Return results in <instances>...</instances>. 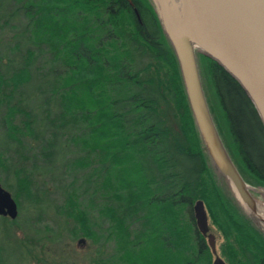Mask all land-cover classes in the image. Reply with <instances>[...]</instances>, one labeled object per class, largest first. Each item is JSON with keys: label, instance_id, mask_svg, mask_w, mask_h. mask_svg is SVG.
I'll return each mask as SVG.
<instances>
[{"label": "trees", "instance_id": "1", "mask_svg": "<svg viewBox=\"0 0 264 264\" xmlns=\"http://www.w3.org/2000/svg\"><path fill=\"white\" fill-rule=\"evenodd\" d=\"M13 1L33 46L0 70V125L13 150L0 151V168L12 169L18 207L21 197L39 204L49 192L37 176L64 180L53 186L61 199L56 212L76 222L75 236L95 243L104 236L100 263L211 264L194 215L200 200L218 230L224 262L264 264V229L243 212L206 151L153 2ZM37 56L47 69L34 66ZM195 56L225 151L245 183L264 188V122L255 103L216 60ZM33 76L41 79L37 112L23 91ZM71 144L78 154L69 157ZM30 158L42 164L26 168ZM71 168L87 169L79 190L86 204L75 182L65 181ZM95 174L101 181L91 180ZM88 206L107 217L105 235L93 229Z\"/></svg>", "mask_w": 264, "mask_h": 264}, {"label": "water", "instance_id": "2", "mask_svg": "<svg viewBox=\"0 0 264 264\" xmlns=\"http://www.w3.org/2000/svg\"><path fill=\"white\" fill-rule=\"evenodd\" d=\"M185 14L186 36L202 52L216 60L247 91L264 122V0H182ZM159 18L164 11L159 2ZM163 19V17H162ZM161 20V19H160ZM180 66L184 86L198 130L213 164L229 181L236 198L247 199L248 186L225 151L209 113L199 77L195 51L186 38L172 40ZM219 141L225 153L220 156L216 148ZM238 194V195H237ZM194 215L199 231H209L203 203L195 202ZM17 204L11 193L0 184V214L17 217ZM208 244L215 253L213 234L207 235ZM83 240H79L82 242ZM211 264H226L215 257Z\"/></svg>", "mask_w": 264, "mask_h": 264}, {"label": "rangeland", "instance_id": "3", "mask_svg": "<svg viewBox=\"0 0 264 264\" xmlns=\"http://www.w3.org/2000/svg\"><path fill=\"white\" fill-rule=\"evenodd\" d=\"M151 1L153 2L159 15V3L156 0ZM13 2V0H0V70L4 72L10 70L11 66L17 63L16 61H18L21 56L24 55L26 48L33 49V46H31V44L28 42V32L25 30V18L20 12L13 14L11 10L13 5H15L14 8L16 7V4ZM20 2L22 1L17 2V4L19 5ZM160 19L163 23L162 17ZM42 64H45V68L47 69L46 58L44 56H37L34 66ZM33 78L35 81H32L26 85L23 91L25 95L30 97V107H32L34 111L37 112L38 107L36 106L38 105L39 100L35 98L38 95V89L36 88V85H39L38 81L41 79H37L34 76ZM1 113L2 110H0V119ZM1 128L2 126L0 125V151H2L4 156L7 154L12 155L11 153L13 150L4 145V135ZM27 137L31 138L30 135ZM28 140L34 142L33 139ZM67 152L69 153L68 156L70 157L73 154L77 155L78 149L76 146L71 144L67 147ZM15 158L16 156H14V159ZM30 160L31 161H27L25 163L26 168L32 169L34 165L42 164L39 161H35L34 159L30 158ZM71 169L65 181H74L75 188L77 191H79L84 180L83 177L81 178V175L84 173V171L86 172L87 169ZM11 171V168L8 170H2V168H0V184L12 195L16 185L14 175ZM34 171L36 174L38 173V171L34 169L32 171L34 175ZM40 173H42V171H40ZM88 174H90V172ZM95 176L92 175L91 180L97 178V180L101 181V176ZM37 179L38 185L42 187L46 185L50 186L49 192L46 195L40 196L41 203L36 204L35 202L32 204V202H30L26 197H21V205L19 207L20 212L18 213L16 222L14 224L0 217V261H5L8 264H31L27 262L26 258H24L26 256L27 248L22 241V239L29 236L30 238H35L38 243V245L35 244L38 256V261L34 260L36 264H102L99 262V258H101L99 253L102 252V247H99L98 245L99 243L103 242L101 238H104V236L98 240L99 243H95L94 241H91L87 238H82V236H75L76 222L72 218H69L62 213L60 214L56 212L57 205L61 203V199L59 192L56 193L55 188L62 184L61 182L64 180L53 183L46 175H39L37 176ZM228 185H230L229 181ZM90 186L92 187V184H90ZM247 186L254 199L264 205V188H259L248 183ZM230 189L233 196L236 198L231 186ZM101 191L102 190L100 189V192ZM78 195L80 196H78V199L82 202V204H86L88 196H81L80 191L78 192ZM236 201L243 212L255 219L259 226L264 229V221L249 214L247 210L242 207L241 202L237 198ZM86 210L88 212V216L91 219L90 222H92L93 229L97 231L99 235L100 233L105 235L107 233L108 225L107 217L103 213L98 212L95 208L88 206ZM207 223L209 231L206 235H204V238L208 244L207 235L211 233L214 236L215 253H212L213 261L215 257L221 258L219 254V244L221 241L219 240L218 230L210 223L209 217H207ZM31 230H35L37 232L35 233ZM79 240L83 241L79 242ZM109 245L113 246V243L106 242L105 246ZM115 254L117 257H120L119 255L121 252L118 251L115 252Z\"/></svg>", "mask_w": 264, "mask_h": 264}, {"label": "bare ground", "instance_id": "4", "mask_svg": "<svg viewBox=\"0 0 264 264\" xmlns=\"http://www.w3.org/2000/svg\"><path fill=\"white\" fill-rule=\"evenodd\" d=\"M158 3L163 2L164 11L162 13L163 21L167 34L172 40L177 38H186L193 51H197V46L186 36L185 24L186 14L182 0H156ZM217 152L220 156L225 157L221 144L216 140ZM248 198L241 199L242 207L247 210L253 217L264 221V205L257 202L248 189ZM238 195V194H237Z\"/></svg>", "mask_w": 264, "mask_h": 264}, {"label": "flooded vegetation", "instance_id": "5", "mask_svg": "<svg viewBox=\"0 0 264 264\" xmlns=\"http://www.w3.org/2000/svg\"><path fill=\"white\" fill-rule=\"evenodd\" d=\"M17 211H18V213L20 212V209H19L18 205H17ZM18 213H17V216H18ZM0 217L3 218L4 220L10 221L13 224L16 222V219H17V217L10 218L8 216H4V215H1V214H0ZM31 231H34L36 233L35 230H31ZM22 241L25 244V247L27 248L26 256L24 258L27 259L28 263L36 264L34 260H37V258H38V256H37V248H35L36 247L35 244L38 245L37 240H35V238H30L29 236H27V238L22 239ZM31 258H32V260H31ZM0 264H8V263L5 262V261H0Z\"/></svg>", "mask_w": 264, "mask_h": 264}]
</instances>
